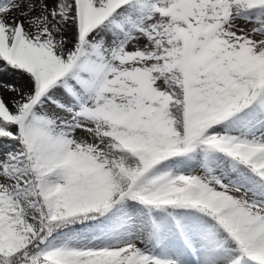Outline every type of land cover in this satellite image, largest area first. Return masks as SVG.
Returning <instances> with one entry per match:
<instances>
[{
    "label": "snow or ice",
    "instance_id": "1",
    "mask_svg": "<svg viewBox=\"0 0 264 264\" xmlns=\"http://www.w3.org/2000/svg\"><path fill=\"white\" fill-rule=\"evenodd\" d=\"M0 264H264V0L0 2Z\"/></svg>",
    "mask_w": 264,
    "mask_h": 264
},
{
    "label": "rangeland",
    "instance_id": "2",
    "mask_svg": "<svg viewBox=\"0 0 264 264\" xmlns=\"http://www.w3.org/2000/svg\"><path fill=\"white\" fill-rule=\"evenodd\" d=\"M0 2H4V1H0ZM3 79L5 81H8V80H13L14 78L11 73H8L5 77H3Z\"/></svg>",
    "mask_w": 264,
    "mask_h": 264
},
{
    "label": "bare ground",
    "instance_id": "3",
    "mask_svg": "<svg viewBox=\"0 0 264 264\" xmlns=\"http://www.w3.org/2000/svg\"><path fill=\"white\" fill-rule=\"evenodd\" d=\"M0 1H4V0H0Z\"/></svg>",
    "mask_w": 264,
    "mask_h": 264
}]
</instances>
